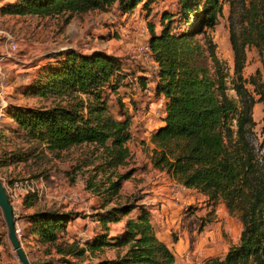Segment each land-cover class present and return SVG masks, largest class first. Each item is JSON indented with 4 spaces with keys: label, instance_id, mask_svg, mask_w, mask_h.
<instances>
[{
    "label": "trees",
    "instance_id": "16d2710c",
    "mask_svg": "<svg viewBox=\"0 0 264 264\" xmlns=\"http://www.w3.org/2000/svg\"><path fill=\"white\" fill-rule=\"evenodd\" d=\"M151 1L12 0L0 5V14L46 16L105 10L112 3L126 12L138 3L147 6ZM177 3L186 23L183 29H170L171 13L167 11L161 15L165 23L158 32L152 24L148 25L146 43L156 64L154 91L163 98L161 123L150 135V163L212 202L220 200L238 218L237 243L230 245L221 257L211 256L199 264H264V146L254 141L250 114L254 101L262 102L264 111V0H247L238 28H230V82L234 97L226 93L227 73L206 33L221 13L219 0ZM190 14L195 17L192 21ZM249 46L259 54L261 68L244 78L241 69ZM51 55L57 61L44 66L27 89L32 94L57 97V101L36 106L9 103L14 125L8 130L21 132L26 139L55 151L80 143L93 144L103 152V161L94 165V173L115 172L127 160L126 141L130 138L127 112L122 109L118 117L109 108L111 94H116L127 74L121 69L120 59L103 50L83 53L71 48ZM245 83L252 85V91ZM1 136L2 130L0 139ZM20 153L5 151L0 162L17 161ZM131 173L129 169L116 173L114 179L105 177V195L101 194L102 200L92 215L99 230L84 239L78 249L70 245L67 253L82 255L115 246L125 248L113 258L100 260V264L173 263L174 254L156 235L146 205L135 197L107 205ZM90 185L94 183L88 182ZM78 215L45 208L29 212L24 215L20 243H54L67 222ZM119 221L120 228L109 232L110 224Z\"/></svg>",
    "mask_w": 264,
    "mask_h": 264
},
{
    "label": "rangeland",
    "instance_id": "374dc122",
    "mask_svg": "<svg viewBox=\"0 0 264 264\" xmlns=\"http://www.w3.org/2000/svg\"><path fill=\"white\" fill-rule=\"evenodd\" d=\"M8 1L12 0H0V5ZM219 2L221 13L206 33L214 42L216 57L224 64L226 93L234 97L228 36L230 28H238L240 13L247 0ZM178 7L177 0H153L147 6L138 3L126 12L112 3L105 10L89 9L46 16L0 14V29L10 31L16 42L1 61L7 75L6 91L10 103L36 106L56 102L57 97L29 93L27 86L34 83L44 66L57 61L52 53L66 48L83 53L93 50L112 53L118 56L121 69L127 73L109 101L113 115L120 117L119 111L124 109L129 116L130 138L126 141L129 155L115 172L94 173V165L103 161V152L93 144L80 143L55 151L26 139L21 132L8 130L7 127L14 123L9 108H3L0 156L9 150L21 152L22 156L9 164L0 162V174L7 178H31L38 187L36 194L22 200L21 214L42 208L79 213L67 222L54 243H34L32 240L23 245L20 243L30 264H100V260L122 253L125 247L105 246L93 253L85 251L82 255L67 253L66 249L70 245L78 249L84 239L99 230L92 215L94 207L102 200L105 177L114 179L116 173L129 169L132 173L122 181L118 193L107 205L120 204L132 197L146 205L156 235L174 254L172 264H199L211 256L221 257L230 245L237 243L240 223L220 200L212 202L197 189L183 186L169 173L152 167L150 163L153 147L150 135L161 122L163 98L154 91L156 64L149 51L140 47L147 44L149 24L158 32L165 23V20L161 21L163 12L171 13L172 31L184 28L185 19L179 14ZM189 18L191 21L195 19L193 14ZM260 59L254 47L245 49L241 69L244 78L261 68ZM245 85L252 91L251 84ZM262 107V102L254 101L250 114L254 121L251 127L254 141L264 146ZM90 181L94 185L88 186ZM121 223L110 224L109 232L119 229ZM5 231L7 228L0 211V264H21Z\"/></svg>",
    "mask_w": 264,
    "mask_h": 264
},
{
    "label": "built area",
    "instance_id": "2783aa9c",
    "mask_svg": "<svg viewBox=\"0 0 264 264\" xmlns=\"http://www.w3.org/2000/svg\"><path fill=\"white\" fill-rule=\"evenodd\" d=\"M0 36L2 38V51L0 52V119L3 116V108H5L9 103V99L7 96V84H6V73L3 70L1 65V61L9 55L10 50L13 49L16 45L14 41L13 34L6 30L0 29ZM144 51H149V48L146 45L140 47ZM0 181L3 185V188L7 195L8 203L11 207L12 213V225L15 237L18 239L20 243V239L22 237L23 231V223H22V209L21 204L22 200L30 195L36 194L38 191V187L33 181V179L28 177H16V178H7L4 175L0 174Z\"/></svg>",
    "mask_w": 264,
    "mask_h": 264
},
{
    "label": "water",
    "instance_id": "95a60500",
    "mask_svg": "<svg viewBox=\"0 0 264 264\" xmlns=\"http://www.w3.org/2000/svg\"><path fill=\"white\" fill-rule=\"evenodd\" d=\"M0 211L3 216L4 223L7 228V235L9 242L12 246L14 253L16 254L17 258L19 259L21 264H30L26 253L22 249L21 244L19 243L18 239L15 237L12 225V213L11 207L7 200L6 192L3 188V185L0 181Z\"/></svg>",
    "mask_w": 264,
    "mask_h": 264
},
{
    "label": "crops",
    "instance_id": "0c3cea01",
    "mask_svg": "<svg viewBox=\"0 0 264 264\" xmlns=\"http://www.w3.org/2000/svg\"><path fill=\"white\" fill-rule=\"evenodd\" d=\"M16 15V14H15ZM2 49V44H1V42H0V50ZM161 123V122H160ZM23 220H22V222H23V226L25 225V223H24V215H23V218H22Z\"/></svg>",
    "mask_w": 264,
    "mask_h": 264
}]
</instances>
